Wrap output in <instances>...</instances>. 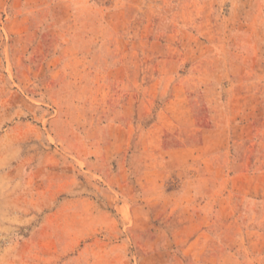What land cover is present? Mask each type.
I'll return each instance as SVG.
<instances>
[{
    "label": "rangeland",
    "instance_id": "1",
    "mask_svg": "<svg viewBox=\"0 0 264 264\" xmlns=\"http://www.w3.org/2000/svg\"><path fill=\"white\" fill-rule=\"evenodd\" d=\"M0 264H264V0H0Z\"/></svg>",
    "mask_w": 264,
    "mask_h": 264
}]
</instances>
